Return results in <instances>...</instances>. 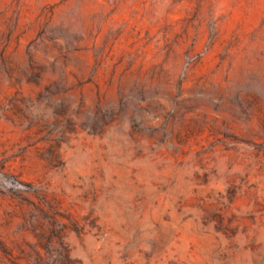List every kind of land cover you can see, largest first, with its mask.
Segmentation results:
<instances>
[{
  "label": "rangeland",
  "instance_id": "rangeland-1",
  "mask_svg": "<svg viewBox=\"0 0 264 264\" xmlns=\"http://www.w3.org/2000/svg\"><path fill=\"white\" fill-rule=\"evenodd\" d=\"M0 264H264V0H0Z\"/></svg>",
  "mask_w": 264,
  "mask_h": 264
}]
</instances>
